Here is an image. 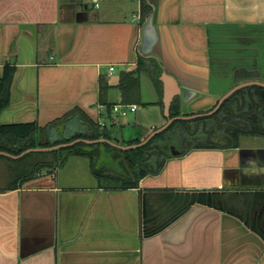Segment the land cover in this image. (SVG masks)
Segmentation results:
<instances>
[{
    "label": "crops",
    "instance_id": "0c3cea01",
    "mask_svg": "<svg viewBox=\"0 0 264 264\" xmlns=\"http://www.w3.org/2000/svg\"><path fill=\"white\" fill-rule=\"evenodd\" d=\"M146 2L143 18L142 0H0V77L15 66L0 124L39 127L36 147L0 150V264H264V0ZM140 57L159 74H141L124 104L121 75ZM163 73L179 87L176 117L202 116L182 120L186 141L169 143L180 154L161 174L112 187L123 167L103 144L127 151L166 124ZM117 105L153 110L150 129L141 114L131 134ZM80 139L100 178L79 154L33 176L64 148L25 152Z\"/></svg>",
    "mask_w": 264,
    "mask_h": 264
},
{
    "label": "trees",
    "instance_id": "16d2710c",
    "mask_svg": "<svg viewBox=\"0 0 264 264\" xmlns=\"http://www.w3.org/2000/svg\"><path fill=\"white\" fill-rule=\"evenodd\" d=\"M150 8L147 5L146 0H142V17L145 18L149 13ZM157 67L158 64L153 59H146L144 57L139 58L137 68L134 71L123 72L121 75V84L120 88L123 93V102L124 104H131L133 102L132 95L139 92L140 87V76L143 73L148 74H159ZM160 69V68H159ZM15 73V66L13 64L7 63L3 69V75L0 77V113L9 105L10 103V88L13 80V75ZM107 84H103L102 88H107ZM228 103V102H227ZM225 103L220 111L226 106ZM159 104L163 106L162 101H159ZM110 110V107L108 106ZM219 111V112H220ZM112 112V111H111ZM181 113L179 110L171 108V117L179 116ZM202 119H197L192 122H199ZM191 122L187 121H175L167 130L156 135L147 145L131 149L127 151L118 150L110 147L107 144H103L115 156L119 157V164L122 165V171L117 172L114 169L112 174L106 175L110 181L109 183L112 187H118L123 189L136 188L139 186L140 181L147 176H158L161 174L167 161L171 158L169 155V143H185L187 125ZM39 129L36 123H26V124H14V125H1L0 124V150L8 151L11 150L10 145L17 143L18 141H25V144L18 150L12 151L15 155L22 153L25 149L36 147V143L31 140ZM232 137L237 140L240 132L238 130H231ZM107 136V134H104ZM146 138V137H145ZM144 138V139H145ZM142 138L133 139L129 143H140ZM48 147L49 144L43 145ZM83 143H78L72 147L64 148L55 154L59 153V156L56 158V162L50 163H37L33 166L32 174H37L44 168H57L62 165L65 160L72 154H79L87 156L91 160V165L93 172L99 177L100 174L97 169V160L99 153L95 150L94 146L88 147ZM186 147V146H185ZM201 148V146H198ZM11 152V151H10ZM186 154L183 150L181 155ZM35 155V153L29 154L26 157ZM46 155V154H45ZM108 163L106 161L103 163L106 168ZM100 178V177H99ZM15 186V185H13ZM11 188V187H10Z\"/></svg>",
    "mask_w": 264,
    "mask_h": 264
},
{
    "label": "water",
    "instance_id": "95a60500",
    "mask_svg": "<svg viewBox=\"0 0 264 264\" xmlns=\"http://www.w3.org/2000/svg\"><path fill=\"white\" fill-rule=\"evenodd\" d=\"M161 80L164 82V84L166 85L165 86V90H164V97H163V103H164V114L165 116L168 118L166 124L153 131L143 142L139 143V144H136V145H132V146H129V147H120L118 146V148H122V149H136V148H140V147H143L145 145H147L156 135L164 132L165 130H167L175 121L177 120H189V119H195V118H198L202 115H195V116H191V117H175V118H171L170 117V108H171V105H172V102L174 100V97L176 95L175 92H178L177 88L178 85H177V82L176 80L169 76L167 73H163L162 74V77H161ZM243 87H246L245 85H241L239 87H236L235 89H233L232 91H230L228 94H226L222 99L221 101L219 102L217 108L215 110H217L218 108H220L222 106V104L233 94L235 93L237 90L239 89H242ZM214 111H212L211 113L209 114H213ZM78 143H93V141H87V140H75L71 143H67V144H62V145H59V146H56V147H52V148H39V149H31V150H28L27 152L25 153H29V152H32V151H52V150H55V149H62V148H68V147H72ZM113 145V144H112ZM2 154H5V155H8V156H11L10 154H7V153H3V152H0ZM24 153V154H25ZM173 154H180L179 151H175V147L174 146H171L170 148V155H173Z\"/></svg>",
    "mask_w": 264,
    "mask_h": 264
},
{
    "label": "rangeland",
    "instance_id": "374dc122",
    "mask_svg": "<svg viewBox=\"0 0 264 264\" xmlns=\"http://www.w3.org/2000/svg\"><path fill=\"white\" fill-rule=\"evenodd\" d=\"M142 88H143V90H144V92L146 94L151 93V91H153L152 82H151V80L148 77L144 78V81H143V84H142ZM155 94H156V91H155ZM137 107H138V111L137 112L131 111L130 108H124V110L127 112L125 116H122L119 113H116V117L119 118L120 121L125 122L127 125H129V129L131 131H129V130L128 131L131 134L134 133L133 124L135 122H137V120H139V117H140L141 114L145 116V121H146L145 125H143V126H146V127L149 126L148 127L149 129H150V125L149 124L152 122V118H153L152 116L154 115V111L153 110L149 109V110L145 111L143 106H140V105H137ZM146 127H145V129H146ZM105 157H106L105 154H103L102 158L106 159ZM48 159L50 160L51 158L48 157ZM106 163H108V161ZM107 166H113V165H107ZM108 182L113 183L114 181H108Z\"/></svg>",
    "mask_w": 264,
    "mask_h": 264
},
{
    "label": "built area",
    "instance_id": "2783aa9c",
    "mask_svg": "<svg viewBox=\"0 0 264 264\" xmlns=\"http://www.w3.org/2000/svg\"><path fill=\"white\" fill-rule=\"evenodd\" d=\"M97 6H98V4H97ZM110 70L113 71L114 67H111ZM124 108H130L131 111H136L138 109L137 105H125V106H118L117 105V106L113 107V111L116 113H119L122 116H125L127 112L124 110ZM100 124L103 125L104 123L100 122Z\"/></svg>",
    "mask_w": 264,
    "mask_h": 264
},
{
    "label": "flooded vegetation",
    "instance_id": "af4514ba",
    "mask_svg": "<svg viewBox=\"0 0 264 264\" xmlns=\"http://www.w3.org/2000/svg\"><path fill=\"white\" fill-rule=\"evenodd\" d=\"M169 153H170V150H169ZM170 155V154H169Z\"/></svg>",
    "mask_w": 264,
    "mask_h": 264
}]
</instances>
